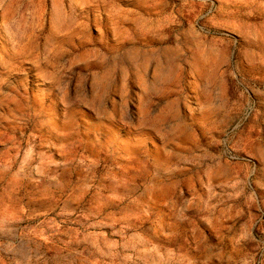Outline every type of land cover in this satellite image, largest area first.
<instances>
[{
    "label": "rangeland",
    "instance_id": "rangeland-1",
    "mask_svg": "<svg viewBox=\"0 0 264 264\" xmlns=\"http://www.w3.org/2000/svg\"><path fill=\"white\" fill-rule=\"evenodd\" d=\"M0 264H264V0H0Z\"/></svg>",
    "mask_w": 264,
    "mask_h": 264
}]
</instances>
